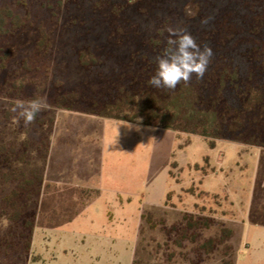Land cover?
Here are the masks:
<instances>
[{
  "label": "trees",
  "instance_id": "16d2710c",
  "mask_svg": "<svg viewBox=\"0 0 264 264\" xmlns=\"http://www.w3.org/2000/svg\"><path fill=\"white\" fill-rule=\"evenodd\" d=\"M169 28L186 29L201 48L213 52L202 79L193 74L174 90L149 84L157 57L168 40L175 39ZM3 53L0 82L7 87L8 98L29 96L24 88L40 83L53 68L55 57L50 55L64 53L72 56L77 74L92 71L96 79L76 82L71 92H65L49 75L47 102L53 107L142 122L178 137L201 136L211 148L219 140L264 148V0H0ZM14 53L25 56L17 59ZM31 77L34 81L26 83ZM91 84L98 88L93 90ZM44 88L35 89L42 93ZM45 113H39L31 125L53 123L52 115ZM9 149L2 163L17 154L15 147ZM18 157L26 161L25 152ZM3 179L14 189L0 202V264L35 262L30 255L44 174L33 169L26 177L14 170ZM4 219L9 222L6 229L1 226ZM143 219L153 229L159 224L151 215ZM214 223L210 217L186 213L164 230L171 243L184 248L187 241L196 244ZM220 236L201 243L197 259L188 262L205 263L219 242L231 251L227 255L231 259L222 263L235 264L233 230L222 227Z\"/></svg>",
  "mask_w": 264,
  "mask_h": 264
},
{
  "label": "rangeland",
  "instance_id": "374dc122",
  "mask_svg": "<svg viewBox=\"0 0 264 264\" xmlns=\"http://www.w3.org/2000/svg\"><path fill=\"white\" fill-rule=\"evenodd\" d=\"M24 56L14 53L17 59ZM50 56L55 57L50 76L27 85L29 96L8 98L0 82V202L14 189L3 175L19 170L28 177L33 169L46 174L30 255L36 261L28 264H190L201 243L222 239V227L234 232L235 264H264V148L225 140L211 148L201 136L178 137L142 122L100 119L48 102L41 112L56 122L26 125L17 105L38 97L48 101V76L65 92L76 82L96 79L92 71L77 74L71 55ZM9 147L17 154L2 163ZM24 152L25 162L18 157ZM186 213L215 223L196 244L187 241L178 248L164 228ZM143 215L158 226L151 228ZM1 226L6 229L9 222L4 219ZM230 253L218 242L203 264H223Z\"/></svg>",
  "mask_w": 264,
  "mask_h": 264
},
{
  "label": "clouds",
  "instance_id": "9594fccd",
  "mask_svg": "<svg viewBox=\"0 0 264 264\" xmlns=\"http://www.w3.org/2000/svg\"><path fill=\"white\" fill-rule=\"evenodd\" d=\"M168 32L175 39H169L168 47L157 57L156 71L149 84L155 88L174 90L181 82H189L193 74L202 79L213 52L210 47L201 48L186 29L169 28ZM17 106L22 109L20 115L28 125L47 107V101L43 97H38L26 103L19 102ZM15 110L14 108L13 111Z\"/></svg>",
  "mask_w": 264,
  "mask_h": 264
},
{
  "label": "crops",
  "instance_id": "0c3cea01",
  "mask_svg": "<svg viewBox=\"0 0 264 264\" xmlns=\"http://www.w3.org/2000/svg\"><path fill=\"white\" fill-rule=\"evenodd\" d=\"M85 114V113H83ZM86 115H89V114H86ZM89 116H93V117H97V118H100V119H105V120H113V119H107V118H101V117H98V116H94V115H89ZM115 121H118V120H115ZM55 122H56V119H55ZM54 122V123H55ZM120 122H124V121H120ZM125 123H129V122H125ZM146 126V125H145ZM147 127H150V126H147ZM151 128H154V127H151ZM156 129H160V128H156ZM50 151V149H49ZM48 158H49V155H48ZM48 161V159H47ZM47 163V162H46ZM45 178H46V174H45V171H44V183H45Z\"/></svg>",
  "mask_w": 264,
  "mask_h": 264
}]
</instances>
